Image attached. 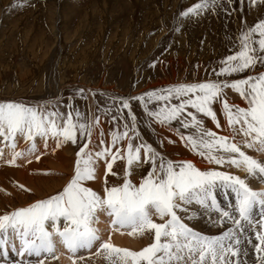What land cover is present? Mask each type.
<instances>
[{
	"label": "snow or ice",
	"instance_id": "1",
	"mask_svg": "<svg viewBox=\"0 0 264 264\" xmlns=\"http://www.w3.org/2000/svg\"><path fill=\"white\" fill-rule=\"evenodd\" d=\"M249 3L264 9V0ZM218 4L219 0H196L179 16H200L215 11ZM237 43L238 50L230 49L231 54L211 69L209 78L137 95H112L97 107L96 114L89 109L85 116L71 95L64 105L66 112L56 106L60 101L55 98L38 104L0 100V164L20 166V160L30 164L69 143L78 149L59 190L0 214V264H52L61 255L58 245L66 250L70 264H88L98 258L108 264H247L243 257L248 256L249 246L255 253L254 264H264V188L254 189L246 177L220 170L225 165L243 169L248 177L264 182V162L244 150L264 152V71L232 78L257 66L264 68V18L242 29ZM226 89L237 93L246 106L230 104ZM89 92L95 95V90L77 88L75 96L86 99ZM133 104L142 109L146 127L153 121L167 126L185 147L218 167L201 169L190 160L166 159L142 138ZM218 112L230 135L205 126L210 119L221 129ZM102 115L110 125L108 139L100 127ZM19 139L26 147H17ZM141 163L150 167L134 182L133 165ZM34 171L55 174L54 170ZM109 176L115 179L110 181ZM17 186L31 192L23 184ZM193 206L215 212L217 219L212 223L229 226L214 235L194 230L184 222L197 216ZM254 210L258 220L253 219ZM101 216L106 238L97 226ZM124 231L153 239L139 250L119 247L112 242V234Z\"/></svg>",
	"mask_w": 264,
	"mask_h": 264
},
{
	"label": "rangeland",
	"instance_id": "2",
	"mask_svg": "<svg viewBox=\"0 0 264 264\" xmlns=\"http://www.w3.org/2000/svg\"><path fill=\"white\" fill-rule=\"evenodd\" d=\"M194 2L196 0H0V100L38 104L55 98L60 101L56 106L66 112L64 105L71 95L73 104L87 116L89 109L96 114L97 107L112 95H137L174 83L209 78L211 69L218 68V62L231 54L230 49L238 50L240 31L264 18V9L250 6L249 0H232L231 4L219 0L223 8L218 4L215 11L191 18L180 17L179 13ZM252 39H257L255 34ZM252 46L258 49L255 42ZM259 71L264 68L257 67L253 72L245 70L233 74L232 78ZM77 88L95 90V95L90 92L86 99H81L75 96ZM225 92L228 99L232 90ZM133 112L137 115L142 138L166 159L193 162L190 157H195L196 153L185 147L176 132L155 121L151 127H146L138 104H133ZM100 127L108 139L110 125L106 116H101ZM172 127H176L175 122ZM94 137L97 141L96 132ZM161 138H164L162 144ZM169 140L176 145L173 149L168 147L172 145ZM49 142H53L51 138ZM37 144L42 146L39 138ZM17 147L24 148L26 143L19 139ZM119 163L117 161L116 165ZM149 167L147 163L139 167L133 165V179H140ZM220 169L228 171L225 167ZM218 198L222 199V194H218ZM153 218L160 222L157 217ZM253 219H259L258 211L254 210ZM186 221L189 227L207 235L219 234L228 227L195 226ZM150 238L149 243L153 239ZM253 242H256L254 238ZM251 252L254 259V250ZM250 258L243 257L253 264Z\"/></svg>",
	"mask_w": 264,
	"mask_h": 264
},
{
	"label": "bare ground",
	"instance_id": "3",
	"mask_svg": "<svg viewBox=\"0 0 264 264\" xmlns=\"http://www.w3.org/2000/svg\"><path fill=\"white\" fill-rule=\"evenodd\" d=\"M257 67L260 68V66ZM228 102L230 104L246 106V102L242 98H239L238 94L233 91L231 93H228ZM218 107L219 106H217V108ZM60 111L63 112L62 110ZM218 117L221 121V129H216L215 126L210 121V119L205 120V122L208 123V124L205 123V126L212 127L213 130L219 131L223 135H230V133L224 126L225 120L223 116H221V113L219 112H218ZM236 139L238 140L240 139V137L237 136ZM92 140H93V144H95L96 140L94 134ZM49 145L51 147L53 145V142L52 143L49 142ZM91 146L93 145H90V147ZM174 146L176 145H173L172 143V145H169L168 147L173 149ZM176 148H178V146ZM77 150L78 149L75 148V145L69 143L63 146L61 149H57L55 153L49 152L46 156L41 157V160L39 161L32 160L30 164L25 165L22 160L18 161V164L20 166H5L0 164V214H2L4 211L11 210L12 208L24 206L35 199L42 198L47 194L59 190L66 180V177L63 175V173L71 171V166L75 159V152ZM180 150L182 152H185L184 149L180 148ZM244 150L248 154L264 162V152H256L252 149H247V148H244ZM187 154H185V156H187ZM7 155H8V149H5V157H7ZM194 156L195 157H190V159L193 160V162L198 165V168L207 169L212 167H218V166H214V164H210L206 162L197 154ZM113 167L114 170H116L117 167L116 163L114 164ZM223 167L228 168V172H232L236 175H240L241 177H246L247 182L254 189L264 188V182H261L257 178L248 177L247 173L243 169H236L235 167H231L227 165ZM34 170H54L55 174L43 175V174H39ZM220 170L223 171V169ZM98 171H100L102 174V162H101V167L98 169ZM114 179L115 177L109 176L110 181ZM138 181L139 179L136 181L134 179V182H138ZM19 184H23L26 189H31V192L19 189L17 186ZM90 186L96 187V185H90ZM192 210L197 211V216L192 220L187 219V221L194 224L195 226H205L207 224V226H211V228H215V226L219 225L212 223L213 220L217 219L216 215H215L216 216L215 219L213 217V214H216L215 212L207 209H202L199 206H193ZM207 217L209 218L207 219ZM104 221L105 218L101 216V222L98 223L97 226L101 228V236L103 238H106L107 232L104 230L106 228V223ZM224 225H228V224H224ZM150 240H151L150 236H144V237L131 236L127 234V231H124V234H120V233L112 234V242L115 245L119 247L131 248L133 250H139L140 248L146 246V244H148ZM251 249H252L251 247L248 248L249 254L247 257L244 258L246 259L250 258V255L252 253ZM57 251L60 252L61 255L59 256V259L57 261H53L52 264H70L67 255L64 254L66 250L58 245ZM252 256L253 255H251L250 260L253 258ZM248 261L249 260H247V263L250 264ZM105 262L106 260L98 258L94 261L89 260L88 264H104Z\"/></svg>",
	"mask_w": 264,
	"mask_h": 264
}]
</instances>
